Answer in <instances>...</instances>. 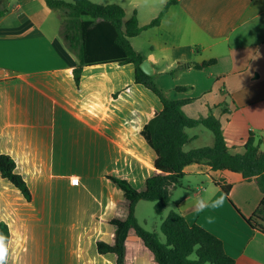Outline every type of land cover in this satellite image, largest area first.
I'll return each mask as SVG.
<instances>
[{
  "label": "crops",
  "instance_id": "crops-1",
  "mask_svg": "<svg viewBox=\"0 0 264 264\" xmlns=\"http://www.w3.org/2000/svg\"><path fill=\"white\" fill-rule=\"evenodd\" d=\"M90 1L122 6L126 22L136 12L141 27L169 2ZM1 6L6 14L0 18V154L15 160L33 196L28 203L0 175V221L11 233L6 264H77L87 238H96L95 249L99 241L113 244L110 221L126 216L124 193L107 176L136 188L156 174L157 155L141 132L163 106L135 83L132 64L86 65L77 85L78 58L63 40V19L45 0H4ZM131 44L150 61L168 97L194 100L183 108L187 116L213 113L220 119L233 153L244 152L251 134L264 142V0H179L159 26ZM213 60L201 70L188 65ZM179 66L177 75H169ZM180 86L190 90L179 92ZM203 129L188 130L192 142L186 151ZM185 173L189 187L172 190L173 207L190 225L220 239L236 264H264V233L243 218L261 205L257 182L205 164L190 165ZM223 184L232 185L228 196ZM209 194L213 201L223 197V203L197 211V200ZM118 205L123 213L117 214ZM130 255L133 264H154L133 233L127 264ZM97 256L115 264L113 254Z\"/></svg>",
  "mask_w": 264,
  "mask_h": 264
},
{
  "label": "trees",
  "instance_id": "trees-1",
  "mask_svg": "<svg viewBox=\"0 0 264 264\" xmlns=\"http://www.w3.org/2000/svg\"><path fill=\"white\" fill-rule=\"evenodd\" d=\"M0 18L6 10L1 6ZM53 10L64 12L62 37L67 48L78 58V67L74 70L77 85L80 84L82 70L86 65L116 62L120 65L132 64L135 67V83L150 90L161 102L163 109L143 128L141 134L152 148L157 159L156 174L148 178L143 190H137L129 181L116 176L107 178L123 191L126 210L124 218L116 217L110 221L115 227L114 242L108 244L99 241L96 251L100 255L113 254L115 264H127V240L133 233L153 254L154 264H236L226 254L224 244L216 236L194 224L190 225L185 217L173 210L162 221L163 242L156 232L145 230L136 217L137 204L144 200L155 203V211L163 215L171 204L172 190L182 187L186 177V167L193 164H205L213 172L229 171L241 173L243 180L256 181L263 199L260 207L251 218L243 216L254 230L264 233V145L263 140L251 134L244 146L243 153H233L227 146L220 119L213 113L207 118L194 119L186 115L183 108L193 103V99H171L157 84L156 76H148L141 69L145 57L138 53L131 44V39L138 37L145 30L160 25L170 6L179 0H169L159 16L149 25L141 27L135 12L129 21H125L126 12L117 4L99 5L90 0H45ZM88 18V20H86ZM213 61L202 64H188L194 69H205ZM182 70L179 66L169 72L175 76ZM179 92H188L190 87L180 86ZM203 127L214 137L212 146L185 150L192 142L188 130ZM15 160L6 154H0V175L10 182L31 203L32 192L21 175L16 173ZM232 185L223 184L222 189L228 196ZM240 213V212H239ZM241 214V213H240ZM242 215V214H241ZM0 264H6L11 239L8 224L0 221Z\"/></svg>",
  "mask_w": 264,
  "mask_h": 264
},
{
  "label": "rangeland",
  "instance_id": "rangeland-1",
  "mask_svg": "<svg viewBox=\"0 0 264 264\" xmlns=\"http://www.w3.org/2000/svg\"><path fill=\"white\" fill-rule=\"evenodd\" d=\"M65 1H70V0H65ZM59 14V17L61 19L64 20V12L61 10H56ZM55 18H57V15H55ZM214 143V137L213 134L206 130L203 129V134L200 135L199 139L197 141H195L194 143H192L190 146H187V150H190L192 148L198 149V148H202L205 146H212ZM194 168V167H192ZM213 175H215V173H212ZM218 177V175H215ZM191 181V180H190ZM196 181L193 182V188H196L195 185ZM185 187H189V178H185L183 180V185ZM145 187V186H144ZM144 187H136L137 190H143ZM172 197V196H171ZM118 213H123L124 209L122 208L121 205H118ZM173 210H178L175 209V207H173V204L171 202L170 205L167 206V208L164 210L163 215H159L156 213L155 211V203L154 202H150V201H140L137 204L136 207V217L139 221V224L147 231L150 232H156L160 235L162 241H165V237L161 232V224L162 221L169 215V213ZM95 237H91V238H87V242L88 244L83 248V250H81V254L83 256L81 262H78L77 264H108L107 262L101 260L98 258L97 256V251L95 249ZM111 262V261H110ZM112 263V262H111ZM133 257L132 255H130V259H129V264H133ZM113 264V263H112Z\"/></svg>",
  "mask_w": 264,
  "mask_h": 264
},
{
  "label": "clouds",
  "instance_id": "clouds-1",
  "mask_svg": "<svg viewBox=\"0 0 264 264\" xmlns=\"http://www.w3.org/2000/svg\"><path fill=\"white\" fill-rule=\"evenodd\" d=\"M210 195L209 197H205V198H200L199 200H197L196 202V210L197 211H203L206 208H216L219 207L222 203H223V197H220L219 199L216 200H211L210 199ZM3 240V237H0V241Z\"/></svg>",
  "mask_w": 264,
  "mask_h": 264
},
{
  "label": "water",
  "instance_id": "water-1",
  "mask_svg": "<svg viewBox=\"0 0 264 264\" xmlns=\"http://www.w3.org/2000/svg\"><path fill=\"white\" fill-rule=\"evenodd\" d=\"M141 69L143 72L148 76H154V68L149 60H144V62L141 64Z\"/></svg>",
  "mask_w": 264,
  "mask_h": 264
}]
</instances>
